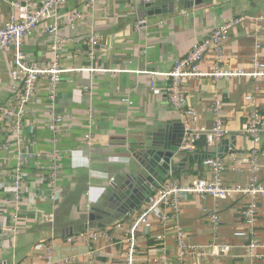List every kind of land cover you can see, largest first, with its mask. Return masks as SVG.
<instances>
[{
  "label": "crops",
  "instance_id": "crops-1",
  "mask_svg": "<svg viewBox=\"0 0 264 264\" xmlns=\"http://www.w3.org/2000/svg\"><path fill=\"white\" fill-rule=\"evenodd\" d=\"M31 1L38 5L42 0ZM193 1L157 0L155 6L171 5V11L150 15L145 0H68L59 7L63 22L56 36L45 31L48 22H44L26 37L29 60L40 63L52 59L51 45L60 39L63 72L53 99L49 80H41L24 117L21 142L7 123L0 124V264H45L48 255L61 264L124 263L128 230L146 201L130 214L114 209L110 215L88 221V213L92 207L106 209L107 188L136 162L131 142L155 131L159 124L183 123L169 99V73L194 45L234 18L240 21L221 45L222 66L241 69L244 75L213 77L217 52L212 47L199 64L202 74L183 82L186 107L197 111V124L211 128L213 107L220 101L228 133L214 146L203 137L195 151H183L181 146L180 150L184 155L221 158L220 178L226 186L264 185V75L252 74L257 69L255 59L264 64V0H204L192 5ZM11 11L8 2L0 4V24ZM75 12L80 16L73 22L64 21ZM142 17L148 25L138 32L134 26ZM92 32L100 37L91 46ZM12 67L13 53L2 51L0 107L13 99ZM153 82L160 94L154 93ZM249 94L253 100L246 99ZM253 107L263 116L257 140L243 131ZM57 114L67 118L55 143L49 125ZM87 134L92 135L89 144ZM202 140L207 148L204 153L199 152ZM224 146L228 151L221 150ZM55 149L61 156L52 181L49 166ZM251 153L256 154V171L246 160ZM19 166L28 176L15 204L10 188ZM213 177L204 160H193L167 180L187 184L195 178ZM251 204L256 213L249 224L245 212ZM177 205V210L164 208L165 221L154 213L138 229L136 264H264V195L234 193L220 199L191 193L181 196ZM214 210L219 214L216 226L210 216ZM65 229L73 235L87 231L101 235L93 241L70 240L72 235H66ZM238 231L246 234L238 236ZM180 233L187 245L206 255L182 254ZM212 245H226L228 252L214 255Z\"/></svg>",
  "mask_w": 264,
  "mask_h": 264
},
{
  "label": "built area",
  "instance_id": "built-area-1",
  "mask_svg": "<svg viewBox=\"0 0 264 264\" xmlns=\"http://www.w3.org/2000/svg\"><path fill=\"white\" fill-rule=\"evenodd\" d=\"M8 2L12 8L9 19L0 24V53L4 50H10L13 53V67L10 70L11 88L14 93L12 102L8 105L0 107V124L7 123L8 128L18 133L17 141H22V130L24 125V117L29 113L30 107L34 101L35 94L42 79L46 78L50 82L51 98L56 96V88L58 81L61 78L63 67L59 61V44L60 39H55L51 48L54 56L48 62H31L24 50L25 40L32 34L39 26L48 22L45 25V31L54 36L57 35L63 19L58 15L59 7L68 0H42L40 4L36 5L31 0H0ZM147 3H155L157 0H145ZM79 13H74L68 16L64 21L73 22ZM239 18H234L226 21L215 29L213 34L204 41L194 45L187 55L175 62L173 69L169 73L171 82L168 86L169 99L172 105L180 111V118L185 127V134L181 149L183 151L192 152L197 149L198 141L203 137L209 146H214L227 135L228 129L222 118V108L220 101H217L213 107L214 123L211 128L206 129L200 127L198 123V113L195 109L186 107V98L183 90V82L189 76L201 75L199 71V64L204 56L215 48L217 52L215 68L212 76L216 78L234 77L244 75L241 69L225 70L222 66V51L221 45L228 37L229 31L238 22ZM148 19L146 17L139 18L134 28L138 32H142L147 28ZM99 33L92 32L89 37L90 45H96L99 42ZM256 71L252 74L254 76L264 75V64L255 59ZM152 88L155 94H160L161 90L152 83ZM247 100H253L254 96L249 94L246 96ZM67 116L54 115L50 121V129L54 132V142L58 138V132L62 130L65 125ZM263 116L257 107L251 109L246 123L243 125L244 133L251 136L254 140L258 139L259 133L262 129ZM87 143L92 140V135H86ZM60 152L55 149L50 156L49 172L52 181L55 179L59 169ZM21 158V157H20ZM252 165V171L259 169L255 153H251L246 159ZM204 163L211 167L214 172V177L211 180L195 178L187 184H182L174 180H167L164 182L143 204L139 213L132 221L128 230L127 247L124 252L123 264H136V256L138 254V239L137 231L140 227L145 225L150 216L158 213L162 221L167 219V214L164 208L178 209V199L181 196L189 195L191 193L200 194L203 196H212L214 198H226L234 193H249L252 195H264V185L253 182L247 187L226 186L220 178V173L223 169V161L219 157H211L204 160ZM21 165V162L19 164ZM18 167L17 174L13 179L10 191L13 194V202L19 204L22 194V184L28 176L22 167ZM163 211V212H162ZM256 206L251 204L245 212L247 222L251 224L255 218ZM211 219L216 226L219 222V214L217 210L210 213ZM17 219V214L14 217ZM7 230H12L8 227ZM243 231L236 232L238 236H244ZM101 232L87 231L77 235L69 236L70 240L78 238H86L89 241L95 240ZM179 241L182 248V254H196L198 256L206 255V252L200 248L189 246L183 239V233L179 234ZM214 255L220 256L228 252L226 245H212ZM45 264H61L52 259L51 255L46 257ZM110 264H122L120 262H113Z\"/></svg>",
  "mask_w": 264,
  "mask_h": 264
},
{
  "label": "water",
  "instance_id": "water-1",
  "mask_svg": "<svg viewBox=\"0 0 264 264\" xmlns=\"http://www.w3.org/2000/svg\"><path fill=\"white\" fill-rule=\"evenodd\" d=\"M204 0H194L191 4H199ZM151 8L150 15L166 13L171 11V5L155 6L147 3ZM185 134L184 124L157 125L155 131H147L141 134V138L130 143V150L134 153L136 162L131 163L117 182H113L107 188L109 196L104 199L103 206L108 210L92 207L88 213V221L101 219L103 214L110 215L111 211L118 209L125 214L137 210L142 204L171 176L177 171L184 169V166L193 160H205L210 155L190 153L184 155L180 150ZM233 148V145L231 146ZM227 147H221V150ZM234 152L233 149L230 150ZM104 227V223H99ZM88 228V224L86 225ZM66 235H73V231L65 229Z\"/></svg>",
  "mask_w": 264,
  "mask_h": 264
},
{
  "label": "trees",
  "instance_id": "trees-1",
  "mask_svg": "<svg viewBox=\"0 0 264 264\" xmlns=\"http://www.w3.org/2000/svg\"><path fill=\"white\" fill-rule=\"evenodd\" d=\"M206 143L202 140L199 144V152L204 153L206 151Z\"/></svg>",
  "mask_w": 264,
  "mask_h": 264
}]
</instances>
